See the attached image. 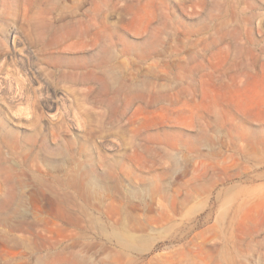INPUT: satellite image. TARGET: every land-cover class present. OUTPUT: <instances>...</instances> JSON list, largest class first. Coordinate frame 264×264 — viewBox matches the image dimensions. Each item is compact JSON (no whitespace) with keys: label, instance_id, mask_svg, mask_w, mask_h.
Returning a JSON list of instances; mask_svg holds the SVG:
<instances>
[{"label":"rangeland","instance_id":"rangeland-1","mask_svg":"<svg viewBox=\"0 0 264 264\" xmlns=\"http://www.w3.org/2000/svg\"><path fill=\"white\" fill-rule=\"evenodd\" d=\"M42 1L0 0V264H264V0Z\"/></svg>","mask_w":264,"mask_h":264},{"label":"bare ground","instance_id":"bare-ground-1","mask_svg":"<svg viewBox=\"0 0 264 264\" xmlns=\"http://www.w3.org/2000/svg\"><path fill=\"white\" fill-rule=\"evenodd\" d=\"M41 4H44L45 6H48V0H44V1H42ZM43 7H44V6H43ZM55 134H56V133H55ZM42 146H43L44 149L49 150L47 144H45L44 141H43ZM38 148H39V147H38ZM63 213H64V212H63ZM64 214H65V213H64ZM62 215H63V214H62ZM64 217H65V215H64ZM129 239H130V237H129ZM117 242H118V244H120V245H122V246H123V244H125L120 238H118Z\"/></svg>","mask_w":264,"mask_h":264}]
</instances>
